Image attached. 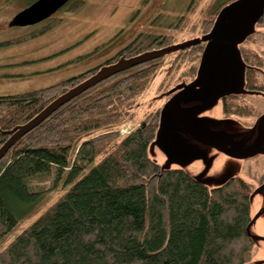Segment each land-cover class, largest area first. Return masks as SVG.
I'll return each mask as SVG.
<instances>
[{
  "label": "trees",
  "instance_id": "16d2710c",
  "mask_svg": "<svg viewBox=\"0 0 264 264\" xmlns=\"http://www.w3.org/2000/svg\"><path fill=\"white\" fill-rule=\"evenodd\" d=\"M85 1L68 0L61 8L74 12ZM203 1L190 0L185 13L167 26L210 33L220 11L237 0H213L205 8L209 18L191 20V14L204 12ZM148 2L142 0L141 5ZM162 16L159 13L152 24ZM59 22L52 18L27 38ZM258 22L264 25V8ZM176 42L171 34L140 31L79 74L0 95V264H246L250 260L251 188L245 180L231 177L209 188L182 169L161 168L148 155L159 110L148 112L135 128L121 133L134 116V99L146 91L166 59L170 68H178L199 59L205 45L194 41L174 49ZM135 57L141 61L51 108L101 67ZM241 59L247 64L245 88L264 91L256 69L262 65L261 57L241 49ZM221 100L225 115L252 113L237 95ZM48 175L62 192L16 232L46 204L43 190L30 182Z\"/></svg>",
  "mask_w": 264,
  "mask_h": 264
},
{
  "label": "rangeland",
  "instance_id": "374dc122",
  "mask_svg": "<svg viewBox=\"0 0 264 264\" xmlns=\"http://www.w3.org/2000/svg\"><path fill=\"white\" fill-rule=\"evenodd\" d=\"M34 1L0 0V9H7L9 13L20 11ZM141 1L86 0L74 12L67 11V7L54 12L45 23L52 18L60 22L48 29L42 39L45 50L51 47L56 50L54 44L59 43L60 67L53 72L51 81L45 74L46 83L42 86L96 66L140 31L171 34L177 39L176 46L203 41L205 45L199 59L178 68H170L166 59L146 91L134 99L137 104L134 116L121 133L135 128L148 112L159 110L155 137L148 147L149 157L163 169L186 171L209 188L220 186L231 177L242 178L251 187V211L255 213L264 206V91L245 88L247 64L241 59V49L261 57L262 65L256 69L258 83L264 84V25L258 22L264 0L236 2L222 13L213 32L206 34L167 26L185 13L190 0H149L145 6ZM211 1L204 0V12L191 14V20L209 18L205 8ZM137 9L141 11L135 16ZM159 13L163 16L152 24ZM30 26L14 25L0 31V39ZM99 45L102 47L96 53L78 58ZM112 47L114 51L105 55ZM228 94L237 95L238 102L249 105L252 113L242 117L225 115L221 98ZM30 185L43 190L48 200L36 214L22 222L16 232L62 192L53 187L52 175L36 177ZM250 230L255 236L251 262L260 264L264 259V238L258 235L264 236V215Z\"/></svg>",
  "mask_w": 264,
  "mask_h": 264
},
{
  "label": "crops",
  "instance_id": "0c3cea01",
  "mask_svg": "<svg viewBox=\"0 0 264 264\" xmlns=\"http://www.w3.org/2000/svg\"><path fill=\"white\" fill-rule=\"evenodd\" d=\"M18 11L9 13L7 9H0V31H6L8 28L14 27L11 21ZM38 24L29 25L30 27H26L25 31H12L8 36L3 34L5 38L0 39V43L12 40L11 43L0 46V95L16 94L43 87L42 85L46 83L44 82L45 74H48L46 79L51 81L54 77L53 72L58 71V67H60V61L58 60L60 54L59 43L54 44L57 47L56 50L53 47L44 49L42 38L49 30L35 37L27 38L28 35L45 24V21ZM114 48L112 47L109 50L106 48L105 55L112 53ZM54 56L57 59L54 60ZM51 75L52 77L49 78Z\"/></svg>",
  "mask_w": 264,
  "mask_h": 264
},
{
  "label": "water",
  "instance_id": "95a60500",
  "mask_svg": "<svg viewBox=\"0 0 264 264\" xmlns=\"http://www.w3.org/2000/svg\"><path fill=\"white\" fill-rule=\"evenodd\" d=\"M68 0H35L33 3L25 7L24 9L20 10L15 14L13 17L11 23L18 26H27L32 25L35 23H38L46 18H48L51 14H53L55 11H57L60 7H62ZM242 0H237L226 7H224L219 15L216 18L215 24L213 28L211 29L210 33L213 32L215 26L220 20V17L222 13L231 7L236 2H239ZM183 45V44H182ZM181 45L174 46L175 49L180 47ZM163 52V50H161ZM142 57H135L128 60H125L123 62H120L118 64L110 65V66H104L99 69L97 73H95L93 76L89 77L84 82L78 84L77 86L73 87L63 95H61L52 105V109H55L59 107L60 105L64 104L74 96L80 94L81 92L87 90L89 87L99 83L100 81L108 78L109 76L117 73L118 71L122 69H126L128 67L133 66L134 64H137L141 61ZM192 87V86H190ZM189 87V88H190ZM188 89V87L186 88ZM41 115H39L40 117ZM264 118V116L262 117Z\"/></svg>",
  "mask_w": 264,
  "mask_h": 264
},
{
  "label": "flooded vegetation",
  "instance_id": "af4514ba",
  "mask_svg": "<svg viewBox=\"0 0 264 264\" xmlns=\"http://www.w3.org/2000/svg\"><path fill=\"white\" fill-rule=\"evenodd\" d=\"M261 215H264V206L261 207V208L259 207L258 210L255 213H252V211H251V221H250V223L247 226L248 233L253 237L254 242H255V236H253L251 234V230L250 229L252 228V225L255 224L258 221V219L260 218ZM258 238H264V236L263 235H258ZM253 246H254V244H253ZM252 251H253V247H252ZM251 256H252V254H251ZM246 264H256V263L251 262V258H250V260ZM260 264H264V259L260 262Z\"/></svg>",
  "mask_w": 264,
  "mask_h": 264
}]
</instances>
